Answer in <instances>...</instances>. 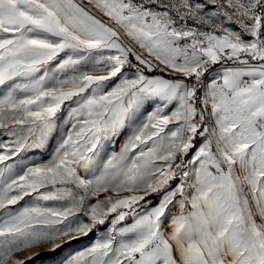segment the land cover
Wrapping results in <instances>:
<instances>
[{
    "label": "snow or ice",
    "instance_id": "6c2138e0",
    "mask_svg": "<svg viewBox=\"0 0 264 264\" xmlns=\"http://www.w3.org/2000/svg\"><path fill=\"white\" fill-rule=\"evenodd\" d=\"M0 89V264H264V0H0Z\"/></svg>",
    "mask_w": 264,
    "mask_h": 264
},
{
    "label": "rangeland",
    "instance_id": "374dc122",
    "mask_svg": "<svg viewBox=\"0 0 264 264\" xmlns=\"http://www.w3.org/2000/svg\"><path fill=\"white\" fill-rule=\"evenodd\" d=\"M86 2L87 0H85V3ZM2 92H3V89H0V93ZM2 132H3V129H0V133ZM7 139H8L7 137L0 135V141L7 140ZM123 140H124L123 136L120 137L118 140H116L114 142V148L110 150L118 151ZM54 144H55V141L52 142V146H54ZM52 146H48L44 149H30L27 152L26 159L29 161H34V162H44L48 159L49 154L52 151ZM22 155H25V154L22 153ZM149 199L152 201L153 205H155L159 200V196L156 194H153L152 196L149 197ZM21 204H23V201L21 202ZM0 215H2V213H0ZM103 232H104V228H101L99 232L94 231L88 234L87 236H81L79 239L74 240L71 243H64L63 247L58 249L55 252L48 251V247L33 249L32 250L33 252H39L40 255L57 253L55 257L45 259L44 261L35 263V264H64V262L67 259H69L72 255L88 247H91L96 242V240L101 237ZM17 255L20 256L21 258H24L27 255V253H18ZM31 260H28V262Z\"/></svg>",
    "mask_w": 264,
    "mask_h": 264
},
{
    "label": "trees",
    "instance_id": "16d2710c",
    "mask_svg": "<svg viewBox=\"0 0 264 264\" xmlns=\"http://www.w3.org/2000/svg\"><path fill=\"white\" fill-rule=\"evenodd\" d=\"M56 255H57V253H56V254H42V255L36 257L35 259H33V260L27 262V264H35V263H39V262L44 261L45 259L53 258V257H55Z\"/></svg>",
    "mask_w": 264,
    "mask_h": 264
}]
</instances>
